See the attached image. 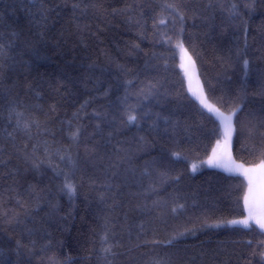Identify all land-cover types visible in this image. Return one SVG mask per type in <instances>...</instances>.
<instances>
[{"label":"trees","instance_id":"trees-1","mask_svg":"<svg viewBox=\"0 0 264 264\" xmlns=\"http://www.w3.org/2000/svg\"><path fill=\"white\" fill-rule=\"evenodd\" d=\"M164 2L0 0V29L18 34L8 37L16 40L14 55L25 53L17 55L15 62L9 61L0 87L15 84L16 91L28 102L42 105L45 111L54 106L55 110L49 112V126L58 145L70 144L69 131L82 126L86 142L97 148L95 154L87 155L81 144L80 170L75 176L78 188L70 198L61 190L62 177L52 168H32L13 152L12 141H6L7 150L0 153V252L8 254L11 261L49 264V257H55L69 264H104L100 248L107 222L115 233L112 242L122 245L116 249L121 253L116 264H151L154 258L177 249L178 255L172 258L181 264H260L259 255L252 253L261 251L258 242L264 241V234L255 226L251 230L240 225L200 228L176 248L143 244L144 240H166L174 231L192 228L204 220L212 224L242 215L235 204L238 193L234 186L239 179L213 167L191 171V163L206 158L204 144L212 124L201 116L197 102L187 91L178 53L173 58L171 46L161 38L175 35L167 11L163 19L168 27L158 25L153 34L150 17L161 12ZM209 2L184 0L189 16L185 44L189 52H193L191 45L195 46L193 56L200 79L211 80L217 95L226 98L246 83L249 100L258 107L260 98L253 93L260 88L258 76L264 70V11L258 7L254 13L244 12L242 20L233 21L218 7L217 0H211L217 5L212 8L207 7ZM41 4L48 9L46 16L40 14ZM74 4H80V8L74 9ZM142 11L146 13L143 17ZM129 17L148 21L144 38L138 35L142 29L128 22ZM26 43L34 46L35 55L28 52ZM135 44L140 48L133 49ZM243 58L250 61L246 81ZM118 65L131 69V74L122 72ZM129 80L131 85L127 84ZM150 81H159L160 87L148 107L178 120L188 130L187 137L181 132L187 160L161 159L162 151L175 149L164 134L167 125L163 122L159 130L148 127L151 120L139 127L109 126L94 114L103 112L109 119L118 118L117 98L126 91L144 88ZM5 129L12 131L0 119V140L5 137ZM91 133L96 135L89 138ZM20 141L17 137L15 143ZM243 154L248 156L249 152ZM145 168L150 175H145ZM165 170L173 177L179 175L180 180L162 185L161 206L146 212L143 206H151L156 197L146 196L145 190L152 182L159 184V171ZM177 203L185 208L172 213ZM17 218L23 223H17ZM17 242L22 245L19 257L15 252Z\"/></svg>","mask_w":264,"mask_h":264},{"label":"snow or ice","instance_id":"snow-or-ice-1","mask_svg":"<svg viewBox=\"0 0 264 264\" xmlns=\"http://www.w3.org/2000/svg\"><path fill=\"white\" fill-rule=\"evenodd\" d=\"M218 7L226 13L230 20H242L244 12L249 14L254 13L257 8L264 11V0H248L246 3H237L236 0H217ZM213 3H208L207 7L212 8ZM97 7L96 5H93ZM143 9L145 6L140 5ZM161 12L150 18L152 19V28L155 30L158 25L168 27V24L163 19L165 11L170 17L171 25L174 29V36L163 35L161 38L164 43L171 46L173 58L176 54L179 55V67L184 70V77L187 81V91L191 93V97L197 102L201 116L206 117L212 124V128L208 132L207 143L204 144L205 159H200L199 164L191 163V171L195 172L198 167L205 165L213 168L221 169L234 178L239 179L240 183L235 185L238 195L235 197V204L241 210L240 218L217 221L209 224L204 220L199 225H193L192 228L185 227L183 230L174 231L166 240H144L143 244L149 243L156 246H166L176 248L187 235H195L200 228H221L225 226H243L244 229L251 230L257 227L261 234H264V70L259 72L258 82L260 88L253 93L254 97H259L261 103L258 107L253 106L249 100L246 83L241 84L235 94L217 95V87L211 80L202 81L198 74L197 62L193 56L195 46L191 45L193 52H189V46L185 44V23L189 18L188 12L185 10L186 5L184 0H165L160 5ZM74 9H79L80 4H74ZM151 9V5L148 6ZM241 9L244 11L242 12ZM48 9L41 4L40 14L46 16ZM154 11V9H153ZM146 13L141 12V17ZM157 17H160L158 20ZM129 23L142 29L138 35L141 38L145 37L143 29L147 25V20L136 19L133 21L131 17ZM15 31L4 32L0 29V83L6 79V71L10 67L9 61L15 62L17 55L25 53H16L17 43L15 39L8 37H17ZM247 47V45H245ZM25 48L28 52L35 55V48L31 43H26ZM139 44L133 45V49H139ZM241 56L245 53H238ZM156 54L153 53V56ZM196 55H199L198 53ZM28 64V61H24ZM242 71L245 81L247 80L250 71V61L247 58L242 59ZM119 69L126 74H131L132 70L127 69L123 65H118ZM131 85L132 81H127ZM159 81L152 83L151 81L141 89L135 92L125 94L117 98L116 110L117 116H112L109 119V114L103 112H95L98 120H104L109 126L119 125L120 127H139L148 120L151 123L148 125L150 129L159 130L160 123L163 122L167 127L164 128V134L173 141L175 149H169L161 154V159L175 158V160H187L188 156L182 147L181 132L188 136V130L182 128L178 120H173L171 116H162L158 112H153L148 107V102L155 99L159 95ZM31 88V86H29ZM37 98L39 94L37 93ZM107 95V93H106ZM134 101V102H133ZM83 107V106H82ZM54 106H51L48 111L43 109L42 105L28 102L25 97L16 91V85H3L0 87V119L8 124L12 131L5 129V137L0 140V153L7 150L6 141H12L11 148L14 153L20 154L22 159L31 164L34 169H39L43 165L52 168L57 176L62 177L61 190L66 192L71 198L77 192L78 185L75 181V176L80 170L79 157L80 146L84 145V151L87 155L96 153L95 145H90L84 137V129L82 126H76L75 131H69L68 139L70 144L64 145L55 139V132L49 126L51 119L49 112L54 111ZM78 115L74 113V116ZM69 127H72V122L68 121ZM100 128V124L96 125ZM117 129H114L116 131ZM96 133L89 134V138L94 137ZM113 133H109L112 136ZM17 137H21L19 144L15 143ZM143 140V138H141ZM58 145V146H57ZM239 145V149H237ZM75 149V150H74ZM248 151L249 155L245 156L244 151ZM123 159V157H121ZM57 161L59 163H57ZM61 164L64 167H61ZM145 175H150L148 169L144 170ZM159 184L152 182L145 190V195L155 196L156 199L151 201V206L145 204L143 210L151 212L158 209L162 204V198L159 193L161 186L172 180L179 182L180 176H171L169 171H159ZM178 196V193L174 194ZM182 198V197H181ZM19 202V201H18ZM185 205L177 203L171 208L172 213H176L178 209L183 210ZM27 215V214H26ZM17 223L23 221L16 219ZM115 233H112L105 222V230L101 236L100 252L104 264H116V257L121 253L116 251L122 247L118 242H112ZM251 244V241H247ZM20 245L17 242L15 250L16 256L19 257ZM140 247V245H136ZM258 247L261 251L257 254L253 252V256L259 255L260 264H264V241L258 242ZM130 251V250H129ZM179 249L173 253H166L164 256L154 258L151 264H181L180 261L173 260V256L178 255ZM0 264H19V260L13 262L9 259L8 254L0 252ZM49 264H69L68 260L60 261L55 257H49ZM186 264V262H185Z\"/></svg>","mask_w":264,"mask_h":264},{"label":"rangeland","instance_id":"rangeland-1","mask_svg":"<svg viewBox=\"0 0 264 264\" xmlns=\"http://www.w3.org/2000/svg\"><path fill=\"white\" fill-rule=\"evenodd\" d=\"M195 163L199 164V162H195ZM206 168H212V167L211 166H207V165H205L203 167H198L195 172H198V171L203 170V169H206Z\"/></svg>","mask_w":264,"mask_h":264}]
</instances>
